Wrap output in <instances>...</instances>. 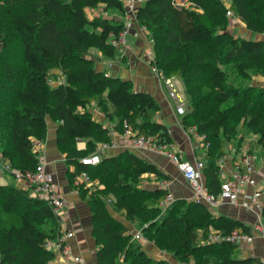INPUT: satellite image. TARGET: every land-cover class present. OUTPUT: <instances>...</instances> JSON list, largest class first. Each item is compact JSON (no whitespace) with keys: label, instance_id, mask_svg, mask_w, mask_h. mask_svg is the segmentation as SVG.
<instances>
[{"label":"trees","instance_id":"1","mask_svg":"<svg viewBox=\"0 0 264 264\" xmlns=\"http://www.w3.org/2000/svg\"><path fill=\"white\" fill-rule=\"evenodd\" d=\"M16 1L23 2L21 10L11 6ZM229 1L228 11L248 30L264 29V10H259V6L264 9V0ZM143 2L135 14L136 25L146 30L158 73L179 78L191 100L180 124L185 129L194 127L203 138L205 186L217 195L222 179L216 160L226 154L223 135L233 136L237 130L236 125L229 126V110L223 105L234 102L236 109L246 105L240 128L248 130L264 149V88L246 87L251 74L264 76V41L236 38L228 31L223 19L230 17L221 0H190L186 8L175 0ZM99 7L124 12L120 0H0V23L7 25L0 29L4 54L0 60L1 157L12 172L32 171L36 165L33 142L45 141L47 119L57 124L55 143L73 169L68 175L70 188L85 199L84 184H75V177L82 173L102 185L89 198L92 235L98 245L96 264H118L122 255L123 264H169L150 258L139 247L124 248L130 240L128 229L108 212L104 193L115 196L113 207L125 211L128 219L147 220L141 233L150 237L152 232L157 246L179 262L260 264L258 258L235 257L238 248L233 243L206 241L210 231L249 234L244 222L183 200L173 201L159 215L167 191L145 192L137 184L145 175L168 177L134 153L101 156L95 167L80 163L99 145L110 144V130L88 111L93 105L113 124V132L130 130L154 138L158 145L174 143L168 127L155 120L160 106L152 95L136 91L130 81L95 70L89 51L96 49L103 58L113 60L116 49L109 42L123 30L122 22L106 17L89 20L87 11ZM195 10L213 18V25L198 21ZM220 65H234L236 75ZM52 70L61 73V83L50 84ZM248 104L252 106L247 108ZM78 141L85 143L84 150L75 147ZM57 219L51 206L30 197L28 190L0 185V264H48L54 254L44 244L59 235ZM44 222L51 225L47 231L41 228Z\"/></svg>","mask_w":264,"mask_h":264},{"label":"crops","instance_id":"2","mask_svg":"<svg viewBox=\"0 0 264 264\" xmlns=\"http://www.w3.org/2000/svg\"><path fill=\"white\" fill-rule=\"evenodd\" d=\"M175 1L176 3H180L184 0ZM99 16L106 17L107 19H110L112 21L122 22L120 13L115 10L103 11V8L99 7L96 10L87 11V18L89 20ZM134 26V33L129 32L125 39V44L128 42L129 45L121 46L123 47V54H121L120 56H115L113 60H107L103 58L99 53V61L96 65H94L95 70L98 72H102L109 77L119 78L123 81H130L136 91H142L152 95V97L160 106V111L155 116V120L168 127L174 144L175 142L179 144V146L176 144L175 145L177 146V148L183 151L184 158L189 161H193L194 159H201L203 153H200L199 158L197 149L198 147H196L195 144L196 142L193 139L191 140L190 138H188L187 135L184 134V132L182 133L178 128L179 126L177 124V117L173 113V104L175 102L168 98L169 96L164 84H161L158 76L151 73L149 66L147 67L146 65V62H148V60H146L148 58V54H146V52L149 53V51H151V45L147 43V36L140 32L137 25ZM141 52H143V54L145 52V54L143 56H138V54H140ZM123 57L124 60H127V63L125 64L121 59ZM134 59L137 60L134 61ZM53 85L55 84L53 83ZM177 85H180L182 89L183 86L181 82L176 81V90L178 92V95L182 98L183 93L182 91H180L181 89H178L179 87L177 88ZM88 111L90 112L91 117L94 121L102 124L104 127L110 130V147L105 150V152L102 154V157L116 156L128 150L137 155L139 158L145 160L146 162L155 165L161 172H163L168 177V179L166 180L168 182L167 188H170L172 190L176 198L193 201V194L191 189L183 179L181 173H179L180 171L178 172L176 166H174L172 162L171 163L173 165L169 164L167 161H164L162 158H160L159 155H155L151 151H132L131 149H128L126 147V143L122 134H118L112 131L111 127L113 124L109 122L102 113H100L98 108L93 105L88 109ZM49 121L50 119H47L45 141L41 143L40 146L42 147V145H45V170L51 176L54 184L60 190L66 202L64 207L59 210L57 215L60 218L59 225L62 229L61 233L66 231L72 232V237L69 238L66 243L70 251L75 255L81 256L86 263L96 264L95 252L98 246L95 245V240L92 237V227L89 216L90 214L85 208L87 206L85 203L86 201L81 198L78 190L71 189L67 186L64 155L63 153H61L55 143V132L57 124H52V126H50ZM80 145H85V143H79V147H82ZM77 149L79 150L81 148ZM244 149L245 147L242 144L240 145V148L238 150H233L231 152L229 161H225L223 163V167H221V179L222 174L228 175V173L233 169L234 165L239 161ZM250 151L256 155L254 149H250ZM224 152L226 153L225 149ZM156 156H158L159 158H154ZM0 159L3 164L8 163L6 159L2 157ZM258 160L259 159L257 156V159L254 161V169L257 172V177L260 185H264V168L260 167ZM70 170L73 171L72 168ZM178 174L179 179H177L176 176ZM8 182L12 183L7 175H5L4 178L0 177V185L8 184ZM16 185H18V183ZM159 186L153 183L151 189L154 190L155 188H160ZM19 187L24 190H29V186L25 182H19ZM251 191V187H246L242 195L249 194ZM242 195L239 196V201L242 200ZM210 212L217 216L222 215L241 220L247 226L255 221L253 212L232 208L226 203H221L219 207L213 209ZM252 236V243H243L239 246V257H254L258 258L259 260H264V239L258 237L254 233H252ZM53 254L54 258L51 260L52 264H69L68 261L59 254L55 252H53Z\"/></svg>","mask_w":264,"mask_h":264},{"label":"built area","instance_id":"3","mask_svg":"<svg viewBox=\"0 0 264 264\" xmlns=\"http://www.w3.org/2000/svg\"><path fill=\"white\" fill-rule=\"evenodd\" d=\"M123 4V17L125 18L123 23V30L117 36V38L110 39V45L114 48L125 45L126 36L129 33L128 25L136 23V11L138 7L142 4L143 0H120ZM176 2V1H175ZM182 2L176 3L180 6ZM229 17L230 12L226 13ZM142 34L146 35V30L143 27H139ZM149 68L151 73L158 76V79L164 84L168 96L175 102V111L178 115H183L184 113V102L183 99L178 95V92L171 82V80L166 79L162 74L158 73L156 66L154 64V56L152 51H149ZM192 134H196L194 127L189 128ZM126 147L132 151H151L163 153L165 157L177 166L183 179L189 186L193 194V201L200 203L207 207L209 211L219 207L221 203H227L236 209H240L248 212H259L256 214L255 221L252 223L250 228V233L245 234L242 231H232L229 234H220L219 232L210 231L207 234L206 241L213 243L220 242H230L233 244H243L251 243L253 240L252 232L254 228H257L264 237V224L262 221V209L264 203L262 201L263 190L255 189L249 194L242 195L246 187H253L255 185L254 180V160L255 156L250 151H245L241 154L240 160L234 165L233 169L228 173V175L222 174V181L220 186V191L217 195L210 194L204 184L203 180V168L204 162L201 159H194L193 161L182 160L178 155L177 146L173 144L169 145H158L156 140L151 137H145L143 135H136L130 130L125 131L122 134ZM199 139L198 137L196 138ZM41 142H33V152L35 154L36 165L32 171L19 173L14 172L15 178L21 181H25L29 186V196L32 198H37L45 201L49 206H51L54 214L57 216L58 212L66 204L60 190L54 184L51 176L45 170V159L41 156L36 149V145H40ZM108 144H101L97 147L94 154L82 158L80 163L88 166H97L101 161V153L104 149L109 148ZM226 161V156H222L216 160V165L220 168ZM80 183H90L89 177L86 173H82L75 177V184ZM163 186V185H162ZM161 186V187H162ZM160 187V188H161ZM242 195L243 198L239 201V196ZM171 195H166L165 205L163 208H167L170 202ZM162 205V204H161ZM162 208V206H161ZM58 217V216H57ZM72 232L66 231L59 233V235L54 240H46L44 247L46 250L55 252L62 256L69 264H88L81 256L73 254L69 247L67 246V240L72 237ZM138 239L141 238V234L138 232L135 234ZM48 264H52L50 261ZM179 264H192V261L180 262ZM260 264H264V260L260 261Z\"/></svg>","mask_w":264,"mask_h":264},{"label":"rangeland","instance_id":"4","mask_svg":"<svg viewBox=\"0 0 264 264\" xmlns=\"http://www.w3.org/2000/svg\"><path fill=\"white\" fill-rule=\"evenodd\" d=\"M221 1H222V6L226 9V11H228L231 2L229 0H221ZM11 6L14 7V8H19V10H21L22 7H23V2H17L16 1V2H13L11 4ZM180 6H184L185 8L191 6L190 0H184ZM259 10L260 11H263L264 9L262 8V6H259ZM195 11L198 13L197 14L198 21L203 22V23H205V24H207L209 26L213 25V22H214V19L213 18L207 16L206 13H202L199 10H195ZM230 14H231L230 18L223 19V22L227 26V30L230 31L231 33H233V35L236 38L257 39V40L264 41V29H262V31L259 32V33L258 32H255V31L248 30L245 24H243L231 12H230ZM121 18H122V21L125 19L123 17V15H121ZM261 24L264 25V18H263ZM134 25H136V23H132V22L128 25V28H129L128 30H129L130 33H132V32L134 33V29H135L134 28L135 27ZM1 26H3V27L0 28V29H3L7 25L3 21L2 23H0V27ZM147 43H149L151 45L150 40H147ZM125 45L128 46L129 43L127 42ZM115 49H116V56H120L124 52L123 51V47H121V46L120 47H117ZM144 54H145V52H144ZM144 54H143V52H141L140 54H138V56L139 55L143 56ZM146 54H148V53L146 52ZM12 55H13V58L14 59L17 56L16 55V52L13 53ZM89 56H90V58H92V60H94V65H96L98 63V61H99V58H98L99 52L96 49H91L89 51ZM3 57H4V54L1 53V46H0V60H2ZM121 59H122V61H123L124 64L127 63V60H124V57L121 58ZM149 59L150 58L148 56V58L146 60L149 61ZM135 60H137V59H134V61ZM16 64H19V63H16ZM146 65L148 67L149 66V63L146 62ZM220 68L221 69H228V70H231L232 69L231 73H233L234 75H236V72H234V70H233L234 65H231V66L230 65H220ZM51 73L53 75V81L50 83L51 85H53V83L54 84H57L58 81L60 83L63 81V76L61 75V73L59 71L52 70ZM166 79L171 80V82L174 83L175 88H176V81L181 82V80L179 78H177V77H167ZM230 79L231 80H234V77H230ZM236 80L238 82L239 79H235V81ZM161 84H163V83L161 82ZM181 84H182V82H181ZM182 86H183V84H182ZM246 87H250V88H264V76L251 74L250 77H249L248 82L246 83ZM177 88L178 89H181L180 91H182V93H183L182 99H183V102H184V107H183L184 113H183V115H178L176 113V111H175V103L173 104V110H174L173 113L177 117V124L179 126L178 127L179 130L182 133L184 132V134H186L188 138H190L191 140L193 139L196 142L195 144H196V147H198L197 148L198 149V153H199L198 156L200 158V153H203V151H204V146H203V142H202L203 141V138L201 136H197L196 134H192L190 132L189 128L185 129L180 124V122L182 120V117L185 115V113H187V112L190 111L191 100L185 94L184 87L182 89V87L180 85H177ZM168 98L170 100H172L170 97H168ZM251 106L252 105H249L248 104V107L247 108H250ZM221 108L222 109L223 108H227L229 110V120L231 122V123H229V126H231V125H232V127L235 126V125L237 126L236 127V129H237L236 130V133L233 134V136L223 135L224 149L226 151V154H225L226 161H229L231 152L233 150H238L240 148V145L243 144L244 147H245V149H244L243 152L250 151V149L251 150L254 149L256 155L258 156V159H259L258 161H259L260 167L261 168H264V149L261 146H258L256 144L255 137L248 130L240 128V124H241V120H242V113H243V110H244L243 108H246V105H244V107L242 109H236L234 102H228L227 104L223 105ZM1 112H3L2 108H0V114H1ZM52 124H56V123L54 121L50 120L49 121V125L52 126ZM197 137L199 138L198 140L196 139ZM243 141H244V143H243ZM41 143H43V142H41ZM79 143H82V142H80V141L76 142L75 147L76 148H81L79 150H84L85 149V145H80L82 147H79ZM175 144L179 146V144L177 142H175ZM107 146L110 147V144H108ZM44 147H45V145H42V147L40 145H36V147L34 149H36L41 156H43V157L45 156L46 157V154L44 153V151H45V148ZM105 150L106 149H104L102 151L101 156L105 152ZM177 150H178V155L181 157V159L182 160H186L184 158L183 151L180 150L179 148H177ZM153 153L155 155H159L160 158H162L164 161H167L169 164L173 165L165 157V155L163 153H158V152H153ZM253 155L255 156V160H256L257 159V156L254 153H253ZM0 158H1V155H0ZM154 158H157L158 159L159 157L156 156ZM174 166H176V165H174ZM92 167H95V166H92ZM222 167H223V165H222ZM71 168H72L71 165L65 163V175H66V180H67V186L68 187H70V183L68 181V178H69L68 175L71 173V170H70ZM176 168H177V166H176ZM220 169H222V168H220ZM177 170H178V168H177ZM178 172H179V170H178ZM222 172H223V170H222ZM5 175H7L10 178V180L12 181V183H9L8 182V184H5V185L2 184V186H12L14 188L21 189L19 187V182H25V181H21V180H18L17 178H15L14 172H12L9 169V164L8 163L7 164H3V162L0 159V177L4 178ZM176 176H177V179H179V174L176 175ZM257 176H258L257 175V172L255 171V173H254L255 185L253 187L251 186V188H252V191L255 190V189H262L263 190L262 201L264 203V185H260ZM89 180H90V183H86V184L85 183H80V185H83L84 184L83 187H82V189H83V191H85L84 195H86L87 199H84V197L83 198L81 197V198L86 201L85 203H86L87 206L85 208H86V210L90 214L89 216H90V222H91V227H92V221H91L92 220V216H91V212H90V202H89V198H90V196L96 194L99 191L98 189L101 188L102 185L96 179H89ZM17 183H18V185H16ZM153 183H155V185H158V186H159V183H160V186L159 187H161L163 185L161 188L162 189H165L167 191L166 193L171 195V199H170V202L171 203L173 201L175 202V201H178V200H183V201L188 202V200L181 199V198H176V196L174 195V193L172 192V190L170 188L169 189L167 188L168 182L166 180H164V179H157V178H155V177H153L151 175H145V177H143L142 180H140V182L137 185H138V187L141 190L147 192V191H153V189H151V186H152ZM204 184H205V182H204ZM105 194L106 193H104L102 196L105 198V201H106L105 202L106 203V209L112 215V217L116 220V222H118L124 228L128 229L127 234H129L130 240L128 241V243L125 244L124 248L134 249V248L139 247L140 250L144 251L147 254V256H149L152 259H155L156 260V259L161 258V259H164L166 261L168 260V263L169 264H179L180 263L178 261V259H176L173 256L172 253L165 252L159 246H157V244L154 241V236H153L152 232H150V234H149L150 237L149 236H145L144 234L141 233V228H144V227L147 226V222H148L147 220L140 221L138 219H135V220L128 219L127 216H126L125 211H123V210L122 211H118V210H116L113 207V203H114L115 196L114 195H111V194H106V195ZM165 201H167L166 200V196L164 197V199H163V201L161 203L162 204L161 205L162 208H161V211L159 212V215L161 213H163L164 211H166V208H163L164 205H165ZM139 203H140V201H139ZM229 206L231 207V205H229ZM232 208H234V207H232ZM256 214H259V212L257 211L255 213H253L254 216ZM156 218L157 217H155L154 219H156ZM255 219H256V217H255ZM235 220H238V219H235ZM57 221L60 222V218L59 217H58ZM239 221H241V220H239ZM248 226L249 227H252V224H250ZM41 228L43 230H46L47 231L49 228H51V225L49 223H47V222H44V224H41ZM58 230L61 233V230L62 229L60 228V225H59V229ZM138 232L141 234V238H139V239L137 237H135V234H137ZM252 233H254L258 237L264 239V237L262 236L261 232L259 230H257V228H254V230H253ZM92 237H93V239H95L93 235H92ZM94 242H95V245H97L96 244V241H94ZM247 244H250V243H247ZM235 245H237V248H238V252L235 254V257L241 258V257H239V253H240L239 252V248H240L239 246L241 244H235ZM95 254H96V252H95ZM95 260H96V258H95ZM118 264H123V255L120 256V258L118 259ZM192 264H195V263L192 262Z\"/></svg>","mask_w":264,"mask_h":264},{"label":"bare ground","instance_id":"5","mask_svg":"<svg viewBox=\"0 0 264 264\" xmlns=\"http://www.w3.org/2000/svg\"><path fill=\"white\" fill-rule=\"evenodd\" d=\"M144 3V2H143Z\"/></svg>","mask_w":264,"mask_h":264}]
</instances>
